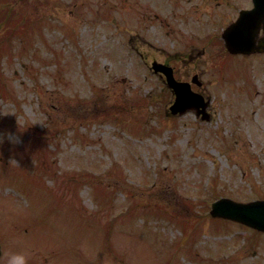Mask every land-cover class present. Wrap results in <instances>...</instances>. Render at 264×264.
Listing matches in <instances>:
<instances>
[{
    "label": "rangeland",
    "instance_id": "rangeland-1",
    "mask_svg": "<svg viewBox=\"0 0 264 264\" xmlns=\"http://www.w3.org/2000/svg\"><path fill=\"white\" fill-rule=\"evenodd\" d=\"M249 1H155L144 35L117 1L0 0V264H264V233L209 214L264 200V53L219 40ZM152 61L206 120L167 115Z\"/></svg>",
    "mask_w": 264,
    "mask_h": 264
},
{
    "label": "water",
    "instance_id": "water-1",
    "mask_svg": "<svg viewBox=\"0 0 264 264\" xmlns=\"http://www.w3.org/2000/svg\"><path fill=\"white\" fill-rule=\"evenodd\" d=\"M253 5L252 10L241 14L237 22L223 34L225 45L231 53H250L264 49V40L261 47L257 49L255 47V38L259 27H262L264 31V0H253ZM165 74L168 86L174 90L176 95L174 105L170 108L172 114H182L191 108H204V104L193 100L196 99V96L190 93L187 84L175 83L170 73L165 72ZM211 213L213 216L232 219L264 231V201L236 204L229 200H221L213 204Z\"/></svg>",
    "mask_w": 264,
    "mask_h": 264
},
{
    "label": "flooded vegetation",
    "instance_id": "flooded-vegetation-1",
    "mask_svg": "<svg viewBox=\"0 0 264 264\" xmlns=\"http://www.w3.org/2000/svg\"><path fill=\"white\" fill-rule=\"evenodd\" d=\"M104 1H117V3L115 5H111L112 10L109 12H115L116 14H118L119 12H120V14L121 13L131 14L132 17L134 18V20L137 21L136 28H138V31L140 33H143L144 35H148L149 32L151 31V29L155 28V23L157 21L160 23L162 22L161 18L159 16L157 17L155 10L152 9L150 6L154 5L155 1H171V0H104ZM125 1H129L130 5L124 9ZM224 5L227 6L228 2H225ZM134 6L135 7H137V6L142 7L144 10V13L140 14L139 10L137 8L135 9ZM128 8L130 11L128 10ZM244 8L246 9L248 7L245 6ZM234 10L236 13L238 12L237 9H234ZM152 13H154V14H152ZM138 14H140L141 16ZM233 15H234V13H233ZM182 19L185 22H187L188 24L190 21L195 22V20L192 19L191 17H189L187 14H184L182 16Z\"/></svg>",
    "mask_w": 264,
    "mask_h": 264
},
{
    "label": "clouds",
    "instance_id": "clouds-1",
    "mask_svg": "<svg viewBox=\"0 0 264 264\" xmlns=\"http://www.w3.org/2000/svg\"><path fill=\"white\" fill-rule=\"evenodd\" d=\"M6 264H27V258L22 252H10Z\"/></svg>",
    "mask_w": 264,
    "mask_h": 264
}]
</instances>
